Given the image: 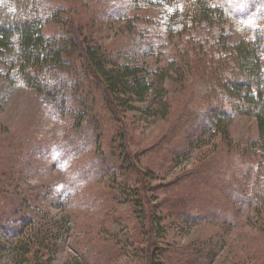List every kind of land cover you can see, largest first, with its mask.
<instances>
[{"label":"rangeland","instance_id":"374dc122","mask_svg":"<svg viewBox=\"0 0 264 264\" xmlns=\"http://www.w3.org/2000/svg\"><path fill=\"white\" fill-rule=\"evenodd\" d=\"M41 1L53 14L43 28L48 37L81 30L110 58L152 72V87L133 104L137 109L115 113L81 54L71 57L79 67L74 80L82 81L77 97L88 98L95 115L82 121L79 112H71L75 101L66 108L52 103L15 77L10 51L0 53V264H29L35 250L26 254L19 243L30 232L47 230L57 238L50 241L54 253L40 248L48 264H144L138 250L147 244L151 219L144 220L129 200L131 189L143 190L145 183L155 187L150 196L158 200L152 203L164 217V248L214 241L219 248L210 264H264V202L259 212L244 199L252 195L244 188L261 170H252L235 145L258 136L256 118L235 115L230 140L221 133L205 134L198 146L189 147L188 140L190 121L204 109V80L192 63L189 38L205 47L253 38L264 27V0H211L224 11L221 21H204L188 34H177L168 23L171 3ZM181 50L191 53L189 64ZM161 102L168 107L165 114ZM150 108L157 112H144ZM123 140L144 174L115 157ZM177 206L199 221L186 222Z\"/></svg>","mask_w":264,"mask_h":264},{"label":"trees","instance_id":"16d2710c","mask_svg":"<svg viewBox=\"0 0 264 264\" xmlns=\"http://www.w3.org/2000/svg\"><path fill=\"white\" fill-rule=\"evenodd\" d=\"M131 3H171L174 9L168 23L177 34H188L204 21L219 22L224 14L220 6L213 5L211 0H131ZM49 10L50 6L43 4L41 0L0 2V53L10 51L12 67H16L15 77L24 79L27 85L43 92L46 99L54 104L63 103V107L66 108L67 101H75L77 106L73 107L71 112L75 110L79 112L82 121L89 122V119L93 121L95 115L91 109L92 104L90 106L88 98L77 97L79 88L82 87V81L74 80L78 76L79 67L76 68V65L69 62L71 57L78 55L86 61L87 72L90 71L96 82L103 84L105 94L108 95L106 97L110 98L111 105L116 108L115 113H119L120 108L137 109L133 104L143 101L149 93L152 81H149L148 76L153 73L143 67H130L127 61L120 62L110 58L105 50L93 47L91 41L84 38L81 30L48 37L43 28L53 18L52 13L48 14ZM192 37L189 38L193 50L191 59L194 57L192 63L195 62V69L204 80L202 92L204 105L201 107L204 109L196 111L199 113L190 121L193 127L188 139L189 147L200 145L207 133H221L230 140L228 126L235 115L255 117L258 136L242 146L238 143L235 145L241 147L239 151L245 153L248 161L252 163L250 164L252 170L256 168L261 170L244 188L247 191L252 190L250 193L252 195L244 198L246 203L250 205L254 202L256 209L261 212L263 206L260 205L264 202V27L257 29L253 38L234 45L214 43L205 47L200 44L201 40ZM13 41L15 44L10 46ZM191 53L181 50V59H184L186 64H189L187 55ZM134 55L132 53L128 58ZM190 69L193 70L192 67ZM160 106L162 114H165L163 111L168 108L167 105L161 102ZM144 112L154 115L157 111L150 108ZM79 126L80 130L83 128L85 132L84 124ZM122 142L121 153L115 157H122L123 164L134 168L137 173L144 174V169L132 159L127 142L125 140ZM117 150L119 149L116 148ZM102 162L106 165V161ZM143 182L146 181L143 179ZM145 184L143 190L131 189L133 197L129 200L140 209L144 220L151 219V231L146 227L147 244L138 250L145 258L144 264L212 263L219 248V243L214 241L196 243L189 247L179 245L177 250L164 248L160 241L165 238L162 225L164 217L158 215L160 214L158 203H152V200H158L150 196L155 187L149 183ZM126 191L128 189H125ZM178 204L184 205L182 200ZM148 205L152 208L150 216L146 214L150 210ZM155 209L159 211L156 212L157 215L154 214ZM175 211L186 218V222L199 221L196 215L190 216L184 207L177 206ZM53 239L57 240L56 234L50 230L42 235L30 232V235L24 237L19 243L24 253L35 250L28 263L48 264L42 260L40 248L49 249L54 253L55 245L50 243Z\"/></svg>","mask_w":264,"mask_h":264}]
</instances>
